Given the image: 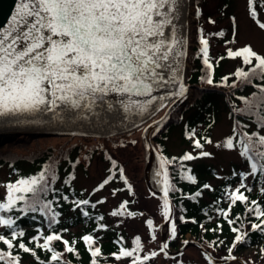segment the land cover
I'll return each mask as SVG.
<instances>
[{"label":"snow or ice","instance_id":"6c2138e0","mask_svg":"<svg viewBox=\"0 0 264 264\" xmlns=\"http://www.w3.org/2000/svg\"><path fill=\"white\" fill-rule=\"evenodd\" d=\"M188 0H18L16 10L7 26L0 27V118L32 116H49L51 119L70 120L80 118L105 119L109 114L123 110L127 113L146 111L153 101L186 98L187 89L183 83L181 63L187 47V37L183 30L187 23ZM246 9L249 18L256 26L264 31V21L260 15L264 12V0H246ZM196 16H200L197 9ZM209 23L215 24L209 19ZM238 31L233 18V39L235 42ZM214 35L223 37L225 33L219 31ZM198 42L201 45L203 63L209 70L206 83L214 85L212 77L213 62L209 57V39L200 32ZM227 58L240 59L238 67L230 76L222 78L227 82L235 77L229 87H237L238 82H252L258 78L262 83L256 85L259 93L264 94V55L255 51L251 45H245L233 50L227 48ZM219 57L216 63H219ZM168 90L167 96L157 97V91ZM118 97L112 101L110 97ZM256 97V93H253ZM137 98H146L141 102ZM245 109H235L237 112H251L256 117L257 130L247 131V125L239 121L232 128L231 135L226 137L222 144L216 147L234 151L244 159L249 171L244 173L233 172L239 176L240 183L234 189L225 188L227 208L216 209L230 226L234 234L233 241L228 246V255L224 261H236L233 255L238 245L245 243L248 237L243 225L245 221L237 215L232 218L230 213L237 203L244 205L246 211L254 219L248 220L251 231L264 232V205L251 200L247 193L252 187L245 183L251 177L256 180L264 177V95L258 102L240 97ZM255 110V111H253ZM159 128V122L156 130ZM195 133L189 135L193 146L200 151L193 155L185 153L179 158L181 162L192 161L203 157H210V152L204 151V144L200 139H194ZM204 142L211 144V139L204 137ZM175 160L176 158H172ZM162 158V171L165 177L162 189L163 202L161 214L165 223L170 225V236L175 239L177 226L172 219L169 192L175 191L168 184L167 170L164 164L170 163ZM183 168V163H181ZM113 169H116L113 171ZM187 169L183 176L192 183L196 182ZM160 175V173H157ZM127 185L131 194V185L125 176L124 169H117L116 162L112 161L109 175L103 178L93 193L99 192L116 178ZM55 175H48V170L39 172L30 177H21L15 182L7 183L4 200L0 202V264H21L20 252L37 256L35 249L49 253L47 261L40 264H70L64 259V254H77L76 245L82 241L90 253L91 264H100L99 257L102 250L96 246L98 238L92 234H85L79 238L66 239L62 233L67 229H54L59 223V211L53 209V202L45 199L52 189ZM68 181H65L67 183ZM204 189H211L208 184ZM264 192V188H261ZM117 190L113 189L115 196ZM195 197H200L202 191H197ZM63 199L67 201L68 196ZM75 209L91 218L84 206L95 208L97 204L105 203V199L91 203L90 199L72 201ZM130 201L124 200L111 211L113 217L134 218L137 213L128 209ZM37 213L43 216L48 223V234L37 229V235L32 237L29 247L24 242V230L18 221L22 215L14 213ZM142 215V213L140 214ZM35 219V216L32 217ZM103 221V216L95 217ZM186 222L185 217H179ZM195 223L196 221H192ZM150 234L154 231L153 219L146 220ZM204 231L221 230L217 224L215 229H207L201 224ZM107 225L99 223L96 230H106ZM155 240V235L150 236ZM55 242L63 244V252L57 251ZM120 248L113 257L120 261L129 259L130 264H150L160 255L168 256L167 242L158 249L146 251L141 244V238L136 236L133 247L127 249L122 239L118 241ZM187 241L184 244L187 245ZM223 240L212 241L209 247H219ZM264 256V248L260 249ZM206 264H216L211 255L205 253ZM239 264V261H237ZM245 264H253L246 261Z\"/></svg>","mask_w":264,"mask_h":264},{"label":"trees","instance_id":"16d2710c","mask_svg":"<svg viewBox=\"0 0 264 264\" xmlns=\"http://www.w3.org/2000/svg\"><path fill=\"white\" fill-rule=\"evenodd\" d=\"M190 21L195 17L194 9H192ZM198 28L196 22L191 25V32ZM190 37V43L192 41ZM211 39V37H210ZM196 44L190 45L188 52V69H198L197 73L191 77L186 78V83L191 86V99L189 102L177 107L170 115L168 120L159 126L158 130H153L150 134V140L154 146V150L160 158L162 165V158L171 161L164 164V169L167 170L168 184L175 189V191L169 192V200L172 205V219L177 226V236L175 239L169 235L168 244L173 248H177L180 243L186 241V235H189V240L199 245L204 250L210 251L207 253L212 256L218 255L219 261L216 256H212L216 264H226L224 257L228 255V246L233 241L234 234L230 230V226L224 220V218L218 215L216 209L227 208V199L225 196V188L229 187V190L234 189L240 183L239 176H234L233 172L244 173L238 168L236 163H231L228 174L221 180L212 183L209 182V178L212 179L216 176V169L213 165L206 163L205 161L212 157H203L192 161L179 160L185 153H192L196 155L200 150L195 149L193 146V140L189 139V135L199 131L194 136V139L201 140V128L198 127L202 124V117L205 115L210 117H219V115L225 114L229 125L230 135L232 128L239 121L242 125H247V131H256L257 123L256 117L251 112H237L235 109H245L246 105L241 102L240 97L248 98L250 101L258 102V98L261 95L256 85L262 83L258 78H252V82H238L237 87H229L235 80L232 77L227 84L222 80L225 76H230L235 72L238 67H241L240 59L227 58L226 52L223 55V60H237L239 64L232 71H223L221 68H217V54H214L211 46L209 50V57L214 64L212 71V77L214 85H208L205 81L207 79L208 69L203 63L202 53L199 49H195ZM223 60H219L223 62ZM253 93H256V97H253ZM194 112V117L188 120V126L184 133V140L191 148H185L179 154H172L167 151L165 142L169 138L170 130L178 126L186 112ZM255 111V110H253ZM204 116V117H205ZM187 117V116H186ZM264 134V131L261 132ZM198 136V137H197ZM60 136L42 135L39 133H21L14 137H5V132L0 133V171L5 172V179L2 183L3 189L0 194V202L4 200L6 194V184L15 182L21 177H30L37 175L39 172L48 170V175H55V181L50 185L52 189L56 191H50L45 199L54 201L53 209L59 211L61 215L58 217L59 223L54 224L53 228L67 229V232L62 233L66 239L79 238L85 234H92L98 238L97 245L102 250V256L98 259L100 264H130L129 259H121L117 261L113 257V253H117L120 248V241L122 239L123 246L127 249H131V245L128 247L124 236L119 229L107 227L106 230H96L99 223L103 221H97L95 217L103 216L104 214L99 211V207L95 208L87 207L91 218H86L81 214L80 209L74 210L72 201L79 199H90L91 203H96L97 200L92 199L93 190L99 184V182L88 192L83 189L75 188V181L77 177V171L79 169H86L92 163V161L98 157V159L105 165V177L109 175V170L112 166V161L116 162L117 169L122 168V164L115 159L108 149L103 148L102 143L96 138L89 136L69 135L65 137L60 143H56V140ZM122 139H113V143H119ZM201 143L205 144L204 142ZM205 151V150H204ZM238 151V150H237ZM208 152V151H207ZM239 154V152H238ZM240 157V156H239ZM172 158H176L173 160ZM246 170H249L247 162L240 157ZM183 163V168L181 167ZM160 165V167H161ZM191 169L190 175L196 179L195 183L187 180L183 176V173ZM116 169H113L115 171ZM162 170V167H161ZM163 172V171H162ZM104 177V178H105ZM163 179H165L163 175ZM65 181H68L65 183ZM113 182H123L117 177ZM111 182V183H113ZM252 191L247 193L251 200L258 201L261 205H264V192H261V188H264V177H259L253 180L249 177L246 181ZM208 184L211 189H204L203 185ZM127 185H125L126 187ZM197 191H202L200 197H195ZM64 196H68L69 199L65 201ZM15 215H22L23 218L18 221L19 226L24 230L25 236L23 240L29 247H34L33 243H29L32 237L36 236L37 229H40L44 234H48L47 220L37 213L27 212V215L22 213H14ZM183 215L186 222H181L179 217ZM237 215L241 216L245 221L243 227L248 232V237L245 243L237 246L233 251V255L239 261V264H245L249 261V258L242 256L246 250L257 252L260 248H264V232L251 231L248 220L254 219V214H249L244 205L237 203L230 213L232 218ZM35 216V219L32 217ZM196 221L193 223L192 221ZM201 224L207 229H215L217 224L221 225V230L218 231H204L201 228ZM169 232L170 225L168 224ZM3 229H0L2 233ZM151 235H155L153 231L151 234L148 232L150 238ZM156 237V235H155ZM151 239V238H150ZM223 240L224 243L219 247H209V243L212 241ZM2 247V246H0ZM54 247L57 251L63 252V244L55 242ZM78 249L77 254H64V259L69 261L70 264H91L92 257L86 250V247L82 241L76 245ZM37 256L34 257L30 254L20 252L21 264H40L41 261H47L50 255L44 250L35 249ZM220 254L222 256H220ZM233 261L227 262L231 264ZM255 264H264V261H259Z\"/></svg>","mask_w":264,"mask_h":264},{"label":"rangeland","instance_id":"374dc122","mask_svg":"<svg viewBox=\"0 0 264 264\" xmlns=\"http://www.w3.org/2000/svg\"><path fill=\"white\" fill-rule=\"evenodd\" d=\"M189 2L188 18H190L191 7H193L198 28L192 32L190 31L189 24L192 21L186 24V31L189 36L193 37L192 41L194 43L190 45L196 44L197 47L195 49L201 47L198 42V36L202 31L209 39V50L211 46L213 53L217 54V58L223 57L227 48L235 50L245 45H251L255 51L264 55V31L260 30L249 18L246 9V0H189ZM197 9L200 12L199 17L196 16ZM233 18H235L238 31L234 38L235 42L226 44V41L233 39ZM209 19L214 20L215 24L209 23ZM260 19L264 21V12L261 13ZM219 31H223L225 35L223 37L214 35ZM238 64L239 61L237 60H223V62L219 61L217 68H221L220 70L223 71H232ZM197 71L198 69H188L186 78L189 79ZM187 91L188 93L184 101L188 100L187 102H189L192 95L191 88L190 91ZM174 99L176 98L173 97L169 102H172ZM167 106L157 108L147 117L148 119H146L145 124L133 127L124 133L112 136L92 133L86 135L99 140L103 148L108 149L111 155L122 164L128 183L131 185V194H129L128 188L127 186L125 187L123 182H113L92 196V199L95 200L105 199V203L98 205L99 211L104 214L103 224L107 225V227L119 229L128 247L131 245L133 238L139 236L141 238V244L146 251L158 249L162 243L168 241L170 235L168 224L165 223L161 214V204L164 194L162 191L164 179L160 167L161 161L158 155L154 153L151 162L146 167L148 151L142 139V132L145 126L149 122L159 119ZM204 116L202 117V124L198 126L201 128V140L204 142L203 138L207 137L212 141L211 144L204 142L203 150L212 154V157L205 162L213 165L216 169V176L212 179L209 178V182L215 183L225 177L229 172L231 163H236L238 168L243 172L249 171L245 169L237 150L230 151L223 147H216L217 144H222L223 140L230 136V125L225 114L219 115L217 118L216 116ZM193 117L194 112H186L181 123L170 130L169 138L165 142L169 153L179 154L183 149L191 148L184 140V133L188 126L187 119L191 120ZM23 132L30 133V131L19 129L5 132V137L11 138ZM37 132L39 134L45 133L42 135L60 136L56 140V143H60L65 137L69 136L67 134L51 131L46 132L44 130ZM198 132L196 130L195 135H198ZM120 138L122 141H119V143L112 142L113 139ZM105 168L104 163L98 157L95 158L89 167L77 171V177L74 183L75 188L88 192L105 177ZM157 173H160V175H157ZM4 179L5 172L1 170L0 194L2 193ZM113 189L117 190L115 196L112 195ZM124 200L130 201L128 209L137 213L136 217L130 218L126 214L124 217H113L110 215L111 211L116 209L119 203ZM141 213L142 215H140ZM149 218L153 219L154 222L155 240H151L148 236L149 229L145 222ZM186 239L188 242L187 245L180 243L177 248L169 246L166 250L168 252L167 257L160 255L154 261L150 262V264H206L204 254L210 253V251L204 250L199 245L190 241L189 235H186ZM260 249L256 253L251 250H246L242 253V256L249 258L248 260L252 261L253 264L264 261V256L261 255ZM211 254L212 256H216L217 261H219V254L213 255V252ZM220 256L222 255L220 254ZM231 264H237V262L233 261Z\"/></svg>","mask_w":264,"mask_h":264},{"label":"water","instance_id":"95a60500","mask_svg":"<svg viewBox=\"0 0 264 264\" xmlns=\"http://www.w3.org/2000/svg\"><path fill=\"white\" fill-rule=\"evenodd\" d=\"M18 0H0V27L7 26L9 23L11 16L14 14L16 10ZM189 0L187 6V21L189 16ZM187 24V23H186ZM183 35L187 37L188 41V33L186 28L183 30ZM187 52H188V43L185 49V55L182 59L181 68H182V76L183 79L186 73V60H187ZM188 88V87H186ZM155 96H167L168 90L161 89L154 93ZM112 101H117L118 97H110ZM141 102H143L146 98H137ZM167 99L161 102L160 100L153 101L152 105H150L146 111L138 112V113H127L125 114L122 109L120 111L115 112L113 114H109L105 119H97V118H80L77 117L75 119L70 120H58L51 119L49 116L44 117H32V116H20V117H9V118H0V133L15 131L19 129H24V131L37 132L44 130L46 132H58L60 134H76V135H89V133L103 135V136H112L119 133H123L132 129L133 127H137L140 124L144 123L147 117L152 114L157 108L162 107L167 103ZM183 102V99H176L164 112L162 117L157 121H154L147 125L142 133V139L148 150V160L147 166L152 160L153 157V148L151 145V141L148 138V133L156 128L157 123L159 125L164 123L170 113ZM87 133V134H85ZM45 134V133H42ZM48 134V133H47Z\"/></svg>","mask_w":264,"mask_h":264},{"label":"bare ground","instance_id":"6f19581e","mask_svg":"<svg viewBox=\"0 0 264 264\" xmlns=\"http://www.w3.org/2000/svg\"><path fill=\"white\" fill-rule=\"evenodd\" d=\"M187 93H188V91H187ZM186 96H187V94H186Z\"/></svg>","mask_w":264,"mask_h":264}]
</instances>
